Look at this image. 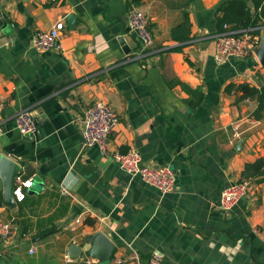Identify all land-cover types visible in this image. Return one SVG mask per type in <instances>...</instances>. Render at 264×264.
Wrapping results in <instances>:
<instances>
[{"label": "crops", "instance_id": "crops-1", "mask_svg": "<svg viewBox=\"0 0 264 264\" xmlns=\"http://www.w3.org/2000/svg\"><path fill=\"white\" fill-rule=\"evenodd\" d=\"M224 1L141 0L154 39L142 50L127 26L131 0H0V154L16 159V178L33 183L22 202L1 197L0 226L9 232L0 233V264H148L153 252L160 264H264V181L242 178L264 158V111L255 118L256 102L229 89L264 85V66L255 54L214 61ZM239 1L255 12L251 0ZM183 11L190 41L167 52L179 45L170 32ZM59 21L61 49H31L32 37ZM97 101L119 118L105 153L83 148L79 132ZM22 111L41 124L29 140L14 124ZM131 149L141 164L176 172L172 193L118 168L113 154ZM241 181L247 197L222 211L220 193ZM73 205L80 215L64 226ZM97 233L115 244L107 260L73 252Z\"/></svg>", "mask_w": 264, "mask_h": 264}, {"label": "built area", "instance_id": "built-area-1", "mask_svg": "<svg viewBox=\"0 0 264 264\" xmlns=\"http://www.w3.org/2000/svg\"><path fill=\"white\" fill-rule=\"evenodd\" d=\"M127 26L134 35L142 50H150L154 46V39L149 28L147 16L138 8L131 6L127 12ZM228 27L225 26V29ZM64 29L62 21L48 31H39L31 39L30 47L38 54L51 50H60V34ZM260 38L250 33L237 34L227 31L215 37L214 61L218 65H224L233 59H246L254 57L255 50L259 47ZM119 123L116 111L106 103L97 101L88 106L83 112L82 122L79 129L83 148L96 147L105 153L108 148L109 137ZM15 128L21 136L35 135L37 125L30 111H22L14 118ZM113 161L120 170L131 177H138L144 184L154 188L161 195L172 193L176 184V172L167 165L149 167L141 164V158L137 151L131 149L124 154L114 153ZM32 181L16 178L12 197L16 202L25 199V191L32 188ZM2 183L0 181V188ZM249 183L241 181L229 184L222 190L219 197V208L228 211L240 200L247 197ZM66 195L67 191H63ZM9 225H1L0 233L7 235ZM30 254L34 250L29 251ZM162 255L153 252L148 264H160Z\"/></svg>", "mask_w": 264, "mask_h": 264}, {"label": "trees", "instance_id": "trees-1", "mask_svg": "<svg viewBox=\"0 0 264 264\" xmlns=\"http://www.w3.org/2000/svg\"><path fill=\"white\" fill-rule=\"evenodd\" d=\"M263 0H251L255 8V12H251L250 7L244 1L227 0L219 5L215 11V37L228 31L237 34L250 33L258 35L262 27L261 19L264 15L261 11V4ZM141 0H131V4L135 7L139 6ZM191 0H186L185 6L189 5ZM184 6V7H185ZM257 9L260 11L257 12ZM183 20L180 24L173 27L170 32L172 41L178 43V46L167 49V52H181L185 44L190 41V22L188 13L182 12ZM225 26L228 27L225 29ZM229 89H234L236 92L241 93V99H248L255 101L257 104L256 110L253 113L255 118H260L261 112L264 111V85L259 88L250 86L247 83L232 85ZM264 158L256 161L253 165H246L242 178H256L259 183L264 181ZM2 194L0 192V200Z\"/></svg>", "mask_w": 264, "mask_h": 264}, {"label": "water", "instance_id": "water-1", "mask_svg": "<svg viewBox=\"0 0 264 264\" xmlns=\"http://www.w3.org/2000/svg\"><path fill=\"white\" fill-rule=\"evenodd\" d=\"M67 21L73 22L74 17L68 16ZM119 43L125 54H129V49L125 45L122 38L119 39ZM258 62L264 66V41L259 44V47L254 52ZM34 121L38 128L41 124L38 122V118L35 112H31ZM25 139H31L30 135L24 136ZM239 144L235 145L238 148ZM20 172V166L17 164L16 159L13 157H7L0 154V181L2 183V196L5 202H9L12 199V189L16 180V175ZM70 217L63 224L64 226L70 223L75 217L80 215V210L77 206L73 205L70 210ZM116 247L109 238L101 233H97L93 236L86 237V244L82 248H76L74 253L82 251L85 257L97 258L100 261H105L111 253L115 251ZM72 252V254H73ZM76 255V254H75Z\"/></svg>", "mask_w": 264, "mask_h": 264}]
</instances>
